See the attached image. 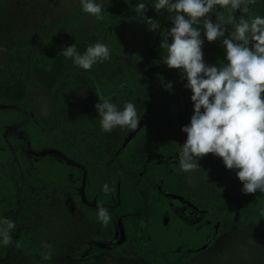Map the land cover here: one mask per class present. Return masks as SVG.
<instances>
[{"label": "rangeland", "instance_id": "rangeland-1", "mask_svg": "<svg viewBox=\"0 0 264 264\" xmlns=\"http://www.w3.org/2000/svg\"><path fill=\"white\" fill-rule=\"evenodd\" d=\"M111 1L96 0L100 4ZM127 2L135 6L141 0ZM143 2L147 7L145 14L157 13L149 0ZM259 2L264 14V0ZM161 11L162 19L156 30L168 23L173 27L171 18L165 21L169 16L167 10ZM221 16L227 20L229 13ZM234 16L237 18V13ZM209 17L215 22L216 13H210ZM97 22L82 10L81 0H0V108L8 110L0 114V120L7 123L8 130L30 122L41 130L57 129L72 150L99 162L96 192L105 195L102 186L107 184L108 164L127 142L132 143L129 160L159 148L170 151L174 141L179 146L185 142L187 134L181 127L187 125L192 92L185 87L187 80L179 69L169 68L154 58L155 37L150 31H128L127 45L122 49L107 45L110 59L95 63L90 70L75 65L62 50L75 44L83 54L96 42L105 44L97 31ZM225 27V37L215 42L222 44L234 30L231 23ZM50 36L60 40L59 55L50 60L37 57L38 48L44 49L41 44ZM201 39L203 48L209 43L203 30ZM180 78L184 87L177 89ZM169 83L172 92L167 95L164 88ZM17 87L25 90L20 104L6 102L10 89ZM104 100L120 109L125 102H134L141 117L137 129L117 126L111 132L102 131L94 105ZM191 106L193 109V103ZM176 160L178 153L169 155L171 164ZM197 162L201 166L199 171L180 169L181 190L198 199L237 197L243 187L236 176L238 170L227 169L222 159L212 153ZM11 168V162L0 161V174ZM16 191L19 202L29 194L19 185ZM56 192L44 193L33 200L32 209L23 220L22 232L36 243V248L22 253L13 243L2 244L0 264H151L136 253L131 238L118 221L104 225L98 219L97 207L86 208L79 201L80 189ZM169 200L187 220L200 219L202 211L187 199L169 194ZM42 242L51 245L50 249H43ZM44 252H50L52 259L45 260ZM186 264H264V223L237 222L223 233L215 229L208 247Z\"/></svg>", "mask_w": 264, "mask_h": 264}, {"label": "trees", "instance_id": "trees-1", "mask_svg": "<svg viewBox=\"0 0 264 264\" xmlns=\"http://www.w3.org/2000/svg\"><path fill=\"white\" fill-rule=\"evenodd\" d=\"M149 1L154 6L155 0ZM259 1L250 4L247 13L237 10V22L241 16L245 19L257 15L264 17ZM103 5L104 19L98 20L96 28L101 40L109 47L122 49L126 46L128 31H149L147 23L135 12V6L127 0H113ZM216 12L226 15L228 11L217 6ZM162 14L159 11L155 15H144L160 23ZM167 18L170 17H166V22ZM197 27L203 30L201 26ZM170 28L168 23L159 30L150 31L155 37L152 52L159 62H162L166 54L160 44ZM167 39L169 43L172 42L170 36ZM44 40L41 44L44 49L38 48L37 57L50 60L59 55L60 40L52 36ZM54 42L56 45L51 48ZM202 52L208 65L219 67L227 63L225 49L220 43L209 42L202 48ZM179 70L183 73L182 69ZM183 76L186 78L184 73ZM177 85V89L183 88L184 80L180 78ZM164 89L167 95L172 92L168 87ZM24 95L25 90L21 87L10 89L6 102L19 105ZM191 105L192 101L187 108V124L193 113ZM6 112L8 110L0 108V114ZM131 146L132 143L127 142L125 148L109 162L107 184L110 191L100 195L96 192L100 180L99 162L72 150L57 129L41 130L39 125L30 122L15 130H8L7 123L0 120V161L13 164L9 172L0 174V221L7 218L15 223L16 227L11 233L14 247L22 253L36 248L33 240L22 230L18 231L21 226L20 216L25 217L31 211L30 204L36 195H44L53 190L61 193L68 188L80 189L82 185L81 167L70 165L55 153L42 152L45 149L58 150L85 166L84 193L87 200L107 208L111 220H119L127 235H131L136 253L152 264H186L206 245L215 223H218L219 233L229 231L237 222L264 223V193L257 191L249 194L241 189L236 198L197 199L178 188V163L171 167L163 161H157V154L168 155L166 150L146 152L138 160L127 162L125 157ZM179 147L178 142L174 141L169 153L179 154ZM40 151L39 155H35V152ZM19 183L30 193L21 204L17 201L15 189ZM164 191L185 197L199 207L202 210L200 223L183 219L170 205ZM78 199L86 208H90L80 195ZM2 227L4 225L0 223ZM2 244L0 242V246Z\"/></svg>", "mask_w": 264, "mask_h": 264}, {"label": "clouds", "instance_id": "clouds-1", "mask_svg": "<svg viewBox=\"0 0 264 264\" xmlns=\"http://www.w3.org/2000/svg\"><path fill=\"white\" fill-rule=\"evenodd\" d=\"M255 0H155L157 12L166 9L173 27L167 30L160 48L166 51L162 62L169 68L182 69L190 88L193 113L190 122L181 127L186 133L185 142L179 147V165L184 172L201 170L198 159L212 153L220 157L227 169L236 171L244 193H264V17L251 19L241 16L237 22L234 13L249 11ZM217 6L229 13L227 20L216 12ZM81 8L97 20H103V4L96 0H81ZM135 12L143 19L149 31L159 28V21L146 17V3L135 5ZM216 13L213 22L209 14ZM187 17V18H185ZM234 30L222 40L227 63L219 67L208 65L203 59L201 25L208 42L225 37L226 25ZM171 37L169 43L167 37ZM73 63L90 70L99 62L110 59L109 47L96 42L80 54L75 44L62 50ZM171 88V83L167 85ZM100 117L101 129L111 132L117 126L137 129L140 114L134 102H125L120 109L110 100L94 105ZM203 109V111H201ZM108 193V184L102 186ZM221 191V189H220ZM98 219L108 225L111 216L107 208L98 206ZM0 242L13 243L15 223L10 219L0 221ZM18 246V245H17ZM43 249H50L46 242ZM51 260L50 252L42 253Z\"/></svg>", "mask_w": 264, "mask_h": 264}, {"label": "flooded vegetation", "instance_id": "flooded-vegetation-1", "mask_svg": "<svg viewBox=\"0 0 264 264\" xmlns=\"http://www.w3.org/2000/svg\"><path fill=\"white\" fill-rule=\"evenodd\" d=\"M137 134V133H136ZM135 134V135H136ZM134 137V136H133ZM136 138V137H135ZM160 149V148H159ZM161 149H164V150H166L167 151V153H168V155L166 154H163V153H161V154H157L156 155V158H157V161H163V162H165V163H167V165H169V166H171V167H173L176 163H178L179 164V160H176L173 164H171V162L169 161V155H170V153H169V151H168V149H166V148H161ZM45 150H47V149H45ZM156 150H158V149H155V150H152V151H156ZM44 151V150H43ZM42 151V152H43ZM75 151V150H74ZM148 152H151V151H148ZM41 153V151L40 152H35V155H39ZM46 153H52V152H46ZM146 153V152H145ZM128 154H129V152L126 154V157H125V159L127 160V162H133V161H136V160H138V159H136V160H129V156H128ZM144 154V153H143ZM142 154V155H143ZM59 156V155H58ZM87 156V155H86ZM166 157V158H164V157ZM69 157V156H68ZM127 157H129V158H127ZM71 158V157H70ZM160 158H164V159H160ZM73 159V158H72ZM67 162V161H66ZM77 162V161H76ZM68 163V162H67ZM79 163V162H78ZM70 164V163H69ZM82 164V163H81ZM70 165H74V164H70ZM77 166V165H76ZM78 167H80V166H78ZM85 167V166H84ZM82 168V167H81ZM108 168H109V164H108ZM83 169V168H82ZM86 170V169H85ZM84 171V170H83ZM100 171H101V167H100ZM179 173H180V165H179ZM179 173H178V180H177V186H178V181H179ZM83 177V176H82ZM109 177V176H108ZM85 178H86V176H85ZM20 186V187H22L21 186V183H19V184H17L16 185V188L15 189H17V186ZM84 187H85V185H84ZM178 188H179V186H178ZM24 189V188H23ZM180 189V188H179ZM25 190V189H24ZM80 190H81V187H80ZM181 190V189H180ZM27 191V190H26ZM183 191V190H182ZM17 192V191H16ZM52 192V191H51ZM51 192H45V193H48V194H50ZM165 192V194H166V196L168 197V199H169V194H175V193H171V192H166V191H164ZM84 195H85V193H84ZM178 195V194H177ZM191 195V194H190ZM28 196H30V193L27 195V196H24L23 197V199L25 198V197H28ZM39 196H41V195H39ZM39 196L38 195H36L33 199H32V201L33 200H35L37 197L39 198ZM80 197H81V192H80ZM193 197H195V196H193ZM16 198H17V194H16ZM183 198H185V197H183ZM196 198V197H195ZM23 199H22V201H23ZM81 199H82V197H81ZM87 199V198H86ZM185 199H187V198H185ZM198 199V198H197ZM1 200V199H0ZM83 200V199H82ZM188 200V199H187ZM17 201H18V203L19 204H21V202H19V200H18V198H17ZM32 201H31V204H32ZM84 201V200H83ZM87 201H89V200H87ZM189 201V200H188ZM85 202V201H84ZM89 202H91L92 204H89V203H87V202H85L87 205H89L90 207L91 206H94V207H97L98 208V204H96L94 201H89ZM169 202H170V205H172V203H171V201L169 200ZM190 202V201H189ZM190 203H192V202H190ZM30 204V205H31ZM193 204V203H192ZM195 205V204H194ZM196 206V205H195ZM172 207H173V205H172ZM197 207V206H196ZM32 208V207H31ZM199 210H201L199 207H197ZM173 209L175 210V208L173 207ZM176 211V210H175ZM202 211V210H201ZM177 212V211H176ZM30 213V212H29ZM183 219H185V220H187L185 217H183L181 214H179ZM27 216V215H26ZM25 216V217H26ZM25 217L24 216H20V220H21V226H20V228L18 229V231H21L22 230V226H23V220L25 219ZM201 217H200V219H198V220H196V221H190V222H193V223H196V224H199L200 223V221H201ZM189 221V220H188ZM118 222L122 225V223L118 220ZM217 224L218 223H215V226H214V229L213 230H215V229H217ZM234 226V225H233ZM122 228H123V226H122ZM124 229V228H123ZM231 230V229H230ZM217 232H218V230H217ZM126 233V232H125ZM219 233V232H218ZM127 234V233H126ZM213 234H214V231L212 232V233H210V235H209V239H208V241H207V243H206V245L200 250V251H202L203 249H205L206 247H208V245L210 244V242H211V239H212V236H213ZM130 238H131V240H132V237H131V235H128ZM133 242V241H132ZM2 246V245H1ZM0 246V247H1ZM133 246H134V243H133ZM134 248H135V246H134ZM97 250H100V249H98V248H96ZM200 251H198V252H200ZM197 252V253H198ZM196 253V254H197ZM193 257V256H192ZM191 259V258H190ZM189 259V260H190ZM188 260V261H189ZM148 261V260H147ZM187 261V262H188ZM152 264V263H151Z\"/></svg>", "mask_w": 264, "mask_h": 264}, {"label": "water", "instance_id": "water-1", "mask_svg": "<svg viewBox=\"0 0 264 264\" xmlns=\"http://www.w3.org/2000/svg\"><path fill=\"white\" fill-rule=\"evenodd\" d=\"M43 152H52V153H55L57 155H59L61 158H63L65 161H67L68 163L70 164H74V165H77V166H80L83 168V177H82V185H81V197L82 199L89 203V204H92L91 202L87 201L85 195H84V185H85V176H86V170H85V167L83 164L81 163H78L76 162L74 159L68 157L67 155H65L64 153L58 151V150H55V149H47V150H44Z\"/></svg>", "mask_w": 264, "mask_h": 264}]
</instances>
